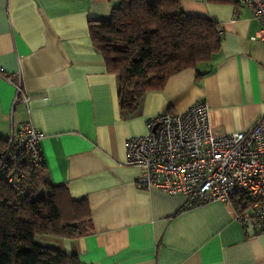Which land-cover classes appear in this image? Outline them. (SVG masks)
<instances>
[{
	"label": "crops",
	"instance_id": "0c3cea01",
	"mask_svg": "<svg viewBox=\"0 0 264 264\" xmlns=\"http://www.w3.org/2000/svg\"><path fill=\"white\" fill-rule=\"evenodd\" d=\"M241 0H181L183 11L220 25L221 50L209 63L169 78L136 110L119 101L120 77L107 70L90 24L109 21L108 0H0V137L32 122L52 185L89 201L93 233L43 236L40 244L84 264H264V230L235 218L238 200L187 207L184 195L137 186L126 143L147 122L204 103L217 135L251 128L264 114L261 29ZM16 83L29 97L19 96Z\"/></svg>",
	"mask_w": 264,
	"mask_h": 264
},
{
	"label": "trees",
	"instance_id": "16d2710c",
	"mask_svg": "<svg viewBox=\"0 0 264 264\" xmlns=\"http://www.w3.org/2000/svg\"><path fill=\"white\" fill-rule=\"evenodd\" d=\"M108 1L118 4L111 19L91 23L90 35L108 72L120 77L119 101L129 112L146 93L163 90L170 77L211 62L221 50L220 25L186 14L181 0ZM7 152L8 140L0 137V264H84L37 238L77 240L93 233L88 199L74 198L65 185H52L42 154L37 165L26 151L9 164ZM42 190L48 192L38 198Z\"/></svg>",
	"mask_w": 264,
	"mask_h": 264
},
{
	"label": "built area",
	"instance_id": "2783aa9c",
	"mask_svg": "<svg viewBox=\"0 0 264 264\" xmlns=\"http://www.w3.org/2000/svg\"><path fill=\"white\" fill-rule=\"evenodd\" d=\"M240 4L261 25L251 41L264 45V0ZM19 96L28 103L27 93L16 83V100ZM146 127V135L126 143L127 166L142 171L139 188L184 195L188 208L243 197L236 220L245 228L264 230V114L251 128L221 136L213 130L206 105L199 103L180 114H161ZM42 139L32 122L21 124L8 139L4 162L11 164L26 151L37 165Z\"/></svg>",
	"mask_w": 264,
	"mask_h": 264
},
{
	"label": "rangeland",
	"instance_id": "374dc122",
	"mask_svg": "<svg viewBox=\"0 0 264 264\" xmlns=\"http://www.w3.org/2000/svg\"><path fill=\"white\" fill-rule=\"evenodd\" d=\"M47 192H48V191H46V190H42L41 193L38 195V198H39V197H40V198H41V197H45L46 194H47ZM40 239H41L40 237L37 238L38 243L40 242ZM39 244H40V243H39Z\"/></svg>",
	"mask_w": 264,
	"mask_h": 264
},
{
	"label": "bare ground",
	"instance_id": "6f19581e",
	"mask_svg": "<svg viewBox=\"0 0 264 264\" xmlns=\"http://www.w3.org/2000/svg\"><path fill=\"white\" fill-rule=\"evenodd\" d=\"M17 162H18V161H17ZM18 163H19V162H18ZM18 165H19V164H18ZM3 166H4V165H3ZM1 169H2V168H1ZM1 181H2V180H1ZM38 185H39V184H38ZM21 186H23V185H21ZM59 187H60V189H61V186H59ZM56 188H57V187H56ZM62 188H63V187H62ZM58 189H59V188H58ZM63 189L65 190V188H63ZM63 189H62V190H63ZM21 191H22V190H21ZM59 192H60V191H59ZM65 192H67V190H66ZM65 192H63V193H65ZM59 194H60V193H59ZM61 195H62V194H61ZM61 199H64L65 202L68 200V199H67V200L65 199L64 195L61 196Z\"/></svg>",
	"mask_w": 264,
	"mask_h": 264
},
{
	"label": "water",
	"instance_id": "95a60500",
	"mask_svg": "<svg viewBox=\"0 0 264 264\" xmlns=\"http://www.w3.org/2000/svg\"><path fill=\"white\" fill-rule=\"evenodd\" d=\"M157 129V126L154 128V131Z\"/></svg>",
	"mask_w": 264,
	"mask_h": 264
}]
</instances>
